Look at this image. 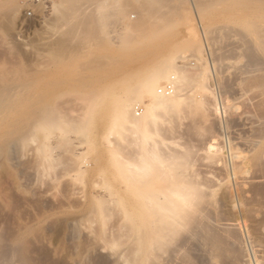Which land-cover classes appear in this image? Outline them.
<instances>
[{"label": "rangeland", "instance_id": "1", "mask_svg": "<svg viewBox=\"0 0 264 264\" xmlns=\"http://www.w3.org/2000/svg\"><path fill=\"white\" fill-rule=\"evenodd\" d=\"M248 3L0 0V252L264 264V10ZM153 74L180 98L134 129L115 104L145 117Z\"/></svg>", "mask_w": 264, "mask_h": 264}, {"label": "bare ground", "instance_id": "2", "mask_svg": "<svg viewBox=\"0 0 264 264\" xmlns=\"http://www.w3.org/2000/svg\"><path fill=\"white\" fill-rule=\"evenodd\" d=\"M244 1H248L249 2L248 4H252V5H248L251 8V14L258 15V16H260V14H262V11L264 10V0H244ZM248 12H250V11H248ZM254 22H256V21H254ZM254 22L252 21V23H254ZM249 23H251V21ZM256 25H258V24H256ZM245 28L248 30V24L245 25ZM253 28L256 30L255 27H252V29ZM255 30H253V33ZM255 32H256L255 36H253L252 38L251 37H250V39L241 38L240 39L241 42H239V45L241 46V48L245 47L244 53H245V56H246L247 62H248L247 67H249V68H254V67L259 66V61H258L257 55L255 53V51H257V49H255V48H257L260 45V41H259V36H258L257 31H255ZM259 48H258V51L264 55V48L263 47H261L263 49H259ZM165 73H166V69L163 70V74H165ZM156 78L157 77L153 74L151 76L150 80H146V81L142 82V84L140 86V93L138 95V98H141L142 95H146L147 93H152L154 95V102L152 104L147 105V112H146L145 117H141L137 120H133L132 118L129 119L128 118V111L133 106L132 103L129 101L120 100L115 104V114L117 115V117L123 121L128 120L130 127L134 128V129L144 127L146 122H147L146 117L147 116L152 117L155 110L169 109V107L173 106L174 103H176L180 98V95H178L176 93H173L171 95L170 94H159L158 90L155 87L158 83ZM172 91H173V89H172ZM96 114L97 113L92 114V116H93L92 120L95 118ZM51 128H57V127L51 126ZM211 148H213V146H211ZM13 251H11V250L9 251V249H6V251H5V249H4L3 252H0V264H16L15 262H13V255H14Z\"/></svg>", "mask_w": 264, "mask_h": 264}, {"label": "built area", "instance_id": "3", "mask_svg": "<svg viewBox=\"0 0 264 264\" xmlns=\"http://www.w3.org/2000/svg\"><path fill=\"white\" fill-rule=\"evenodd\" d=\"M171 92H172V88L170 84H167L158 90L159 94H170Z\"/></svg>", "mask_w": 264, "mask_h": 264}]
</instances>
